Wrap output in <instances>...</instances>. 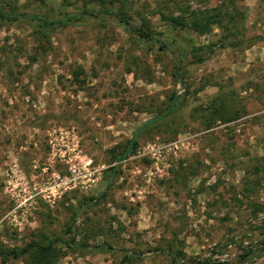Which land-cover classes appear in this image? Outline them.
I'll use <instances>...</instances> for the list:
<instances>
[{
	"label": "rangeland",
	"instance_id": "obj_1",
	"mask_svg": "<svg viewBox=\"0 0 264 264\" xmlns=\"http://www.w3.org/2000/svg\"><path fill=\"white\" fill-rule=\"evenodd\" d=\"M0 5L46 21L105 13L64 27L0 22L1 250L68 240L73 227L78 243L112 250L62 247L56 264H121L124 253L139 257L122 264H171L178 252V264H264V0ZM118 11L168 51L126 32ZM195 11L220 18L203 35L171 27ZM173 93L178 110L137 134L107 185L117 149Z\"/></svg>",
	"mask_w": 264,
	"mask_h": 264
},
{
	"label": "trees",
	"instance_id": "obj_2",
	"mask_svg": "<svg viewBox=\"0 0 264 264\" xmlns=\"http://www.w3.org/2000/svg\"><path fill=\"white\" fill-rule=\"evenodd\" d=\"M105 13L99 12L93 14L92 12L83 11L82 13L76 16H67L62 21H46L45 19L37 16V15H27V14H12L4 10V8L0 5V22L2 23H12L17 20H24L29 22H35L39 27H48V26H56V27H64L70 22H75L83 17H99ZM117 21L123 26L124 30L131 35H136L137 37L146 40L149 43L156 45L159 50L167 52L168 49L166 45L162 44L160 41H156L152 38L150 32L145 29V26L142 25L141 27H135L129 19H127L120 11L115 12L112 14ZM190 21L187 22V16H177V17H170L168 21L172 28L174 29H183L187 28L198 35H203L208 33L210 29V24L218 21L220 18L219 13L212 14L210 16L206 15L204 11H195L189 14ZM188 18V19H189ZM180 58H178L177 62L173 66L172 76L179 82L180 79L176 75V70L179 68ZM180 105L179 97L173 93L167 100V104L165 109L159 113L156 117L147 120L144 122L140 127H138L132 134L130 140L126 143V145L121 146L115 154L112 156L113 162L116 164L115 166H111L106 168L103 171V177L105 179V183L107 185L110 184L112 177L115 174L117 169V164L125 160L129 155H131L135 148L137 147L136 136L137 134L142 131L143 129L149 127L152 124L157 123L167 117H170L173 113H175ZM104 194H98L97 197L90 198L84 204L91 203L92 201L103 197ZM83 205L79 206L80 209ZM77 216V210L73 213V219ZM66 232L70 235L68 240H62L58 237H48L43 234H39L35 236L38 242H30L29 244L25 245L21 249L10 248L6 250L0 249V263L6 264L9 259L15 260L21 256L26 255L27 257V264H56L58 257L62 255L61 248L63 247L67 252L69 251H84L89 253H103L107 251H111L107 244H96L90 245L86 243H78L75 240L77 235L75 229L69 227L66 229ZM264 251V247H263ZM178 255H182L180 252L178 254H170L171 256V264H178L179 258ZM255 256V255H254ZM139 255L137 254H125L121 259V264L127 262L129 258H138ZM250 257L248 256L244 260H248ZM211 264V263H208Z\"/></svg>",
	"mask_w": 264,
	"mask_h": 264
}]
</instances>
